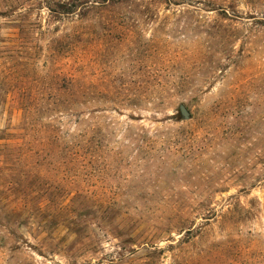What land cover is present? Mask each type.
Returning <instances> with one entry per match:
<instances>
[{"label": "rangeland", "instance_id": "1", "mask_svg": "<svg viewBox=\"0 0 264 264\" xmlns=\"http://www.w3.org/2000/svg\"><path fill=\"white\" fill-rule=\"evenodd\" d=\"M0 264H264V0H0Z\"/></svg>", "mask_w": 264, "mask_h": 264}, {"label": "water", "instance_id": "2", "mask_svg": "<svg viewBox=\"0 0 264 264\" xmlns=\"http://www.w3.org/2000/svg\"><path fill=\"white\" fill-rule=\"evenodd\" d=\"M180 113L182 114L184 119H189L191 116L189 110L184 105L180 106Z\"/></svg>", "mask_w": 264, "mask_h": 264}]
</instances>
